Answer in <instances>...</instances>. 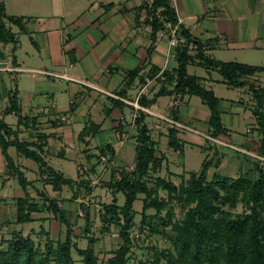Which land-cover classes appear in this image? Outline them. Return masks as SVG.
Masks as SVG:
<instances>
[{
    "label": "crops",
    "instance_id": "0c3cea01",
    "mask_svg": "<svg viewBox=\"0 0 264 264\" xmlns=\"http://www.w3.org/2000/svg\"><path fill=\"white\" fill-rule=\"evenodd\" d=\"M2 1L7 14L23 18V28L7 23L16 40H0V119L16 129L18 139L40 145L46 160L56 155L73 160L76 175L71 178H76L87 162L95 164V155L103 144H110L115 150L104 174L112 167H132L137 134L135 117L139 114L134 103L141 105L142 96L153 98L162 86L161 72L172 70L177 64L169 47L170 27L152 36L144 0ZM170 3L179 26L203 44L206 54L222 61L264 65V0H170ZM191 51L195 53L193 45ZM191 65L202 68L204 73H190ZM188 72L199 76L202 85L219 98L223 131L212 134L211 112L199 96L187 93L156 96L146 106L154 113L145 115L158 151L164 155L159 174L163 167L169 170V159L163 149L182 154L168 143V133L175 129L182 145L188 142L203 151L202 163L209 162V177L258 179L260 171L264 173L261 159L264 125L259 124L255 111L261 112L264 121V102L260 107L257 105L259 93L255 90H264V70L248 77L244 86L235 88L227 86L218 71H209L197 63L190 64ZM11 90H16L22 122L18 113L8 111ZM7 151L26 176L27 171L34 175L27 178L40 186L41 181L35 180L38 165L36 168L20 163L23 155L15 146H9ZM179 160L182 164L183 160L182 163ZM0 179L5 190L0 194L2 221L3 215L10 212L9 205L16 207V199L24 191L17 178L8 172L1 146ZM15 180L19 187L13 183ZM10 189L14 194L9 195ZM60 192L53 197L63 203ZM33 217L43 227L44 221H49L46 217ZM12 225L25 233L22 226ZM2 237L7 236L2 232L0 241Z\"/></svg>",
    "mask_w": 264,
    "mask_h": 264
},
{
    "label": "trees",
    "instance_id": "16d2710c",
    "mask_svg": "<svg viewBox=\"0 0 264 264\" xmlns=\"http://www.w3.org/2000/svg\"><path fill=\"white\" fill-rule=\"evenodd\" d=\"M151 26L152 36L166 28L176 27V34L183 41L174 47L176 66L172 70L164 69L160 74L161 88L153 98L145 96L139 98V103L148 106L155 97L161 94H194L199 96L208 106L211 117L210 124L213 135L223 131L220 118L219 98L211 89L201 83V78L188 72V66L193 63L211 70H216L222 76V81L229 87H241L246 79L264 70V65H250L237 61H222L206 54L203 44L192 37L184 28L179 26L178 18L170 0H144ZM23 18L6 13L5 5L0 0V40L14 42L16 35L7 23L19 24L21 28ZM192 45L195 53H192ZM136 71L131 73L134 76ZM259 93L257 105L264 102V90L257 89ZM10 107L8 111L18 113L19 122L24 119L19 113V101L16 90L9 93ZM258 115L259 124L264 125L261 112ZM137 124L136 143L134 147L133 168L126 170L125 166L112 167L109 176L105 179L106 185L115 193L124 195V203L119 205L114 199L110 203H100L97 212L101 214L104 222L103 229L109 230L111 224L118 227V236L121 243L106 262L102 261L96 251L95 244L98 239L90 231L88 209L93 206L90 198L89 204L80 201L79 208L85 212L84 235L87 238L85 247H81L75 240V233L67 210L60 205V199L49 196L45 187L50 185L54 191H62L67 186L71 191L70 199L76 200L80 195L92 193L89 170H79L76 178L63 174L48 163L40 150V145L32 144L17 138L16 129L0 119V146L7 161L8 172L17 178L24 191L22 197L16 199V213L14 220L8 224H22L34 220L33 213L48 209L59 222L65 225L63 239H54L43 226L41 231L24 233L21 229H11L9 235L0 241V264H76L73 250L81 256L82 264H128L130 252L133 247L132 231L138 226L135 221L137 211L133 207L139 194L142 198L141 220L139 230L165 236L171 242V247H154L155 262L157 264H264V173L260 172L254 181L209 177V162L203 161L199 171H191L189 175H179L180 182L176 183L170 177L161 176L159 171L164 161L160 154L157 140L153 138L151 127L146 121L145 112L139 109L135 117ZM11 136H14L12 139ZM82 136V135H81ZM169 146L180 149L182 143L177 138V131L171 129L168 133ZM15 146L26 158L34 160L38 165L40 181L35 185L17 166L8 154V147ZM115 155L110 144H103L95 156L101 163V157L106 156V163ZM93 164L91 171L95 172ZM106 169L108 165L105 166ZM32 186L41 200L32 197L29 193ZM160 191H164L162 195ZM86 197V196H84ZM174 203L183 209L180 219L174 218ZM242 209L239 211L238 207ZM94 207V206H93ZM95 209V207H94ZM152 209L151 213H147ZM164 213V214H163ZM79 213L74 214L75 217ZM6 224V223H5ZM169 228V229H168ZM169 230V231H168ZM37 233L41 238L36 241L32 234ZM43 241V242H42ZM42 243V244H41ZM138 264H144L142 260Z\"/></svg>",
    "mask_w": 264,
    "mask_h": 264
},
{
    "label": "rangeland",
    "instance_id": "374dc122",
    "mask_svg": "<svg viewBox=\"0 0 264 264\" xmlns=\"http://www.w3.org/2000/svg\"><path fill=\"white\" fill-rule=\"evenodd\" d=\"M40 72V71H38ZM189 72L190 73H194L197 75H202L204 73V70L200 67L197 66H193L191 65L189 67ZM41 73V72H40ZM162 117V116H160ZM163 118V117H162ZM165 118V117H164ZM154 136V134H153ZM131 141V140H130ZM180 149H182V154L177 152V153H169L168 151H166V149H163L165 151V154L167 155L168 159H169V167H167L169 170H166L165 167H163L162 172L160 173L163 176H170V178L172 180H174L176 183L180 182V178L178 175H180V173H183L184 171L186 172V176L187 174H189L191 171H197L200 170L201 168V163L204 157V153L203 151L200 149L199 146H194L189 144L188 142H185L184 145H181ZM97 151V150H96ZM12 154H14V149H12L11 151ZM208 153V151H207ZM206 154V153H205ZM86 156V153H85ZM128 158L131 157V153L127 155ZM182 164H180L178 162V158ZM130 159V158H129ZM48 163L50 165H52L54 168L59 169L60 171H62L64 173V175L68 176V177H75L76 175V164L73 160H69V159H64L62 157H58L53 156L47 159ZM87 160H85L84 157V162L86 163ZM20 163H24L26 165H34L37 168V163L29 158H26L24 156L21 157V159L19 160ZM97 162V160H96ZM95 162V163H96ZM130 161H128V164ZM104 163H98L95 164L96 168H95V172L91 171V164H89L88 162L85 165V168L80 167V169L83 171L85 169L89 170L88 176L91 179V187H93V191L92 193L88 194V195H80L79 198H77L76 200H72L70 199L71 197V192L69 190V188L67 186H65L62 190V194L60 192V196L63 197V203L62 206L67 210L68 216L71 219V222H74L72 224L73 229H74V233H75V240L76 242L81 246V247H85L86 243H87V238L84 235V231L82 230L84 228V224H85V212L80 210L79 208V204L81 200H83L85 197L84 196H89L94 202H100L101 204L106 202V203H110L112 202L114 199L117 201V204L121 205L124 203V195L121 192H117L115 193L113 191L112 188L108 187V185H106L105 183V179L108 178L109 173L104 174L105 172H103L104 169ZM130 165L127 166L126 170H131V166ZM98 168L100 169V172H98ZM129 168V169H128ZM169 173L168 172H172ZM97 172V173H96ZM27 176L29 178L34 177L33 174H30L29 171L26 172ZM31 175V177H30ZM35 180L38 182L40 181V176L37 173V175H35ZM34 180V181H35ZM15 184L16 187L17 186V182L16 180L13 182ZM40 185V184H39ZM14 186V187H15ZM30 187V186H29ZM46 189V188H45ZM31 195L34 196V198L41 200L40 197H38V195L36 194V192H34L33 187L29 188ZM5 190H3V187L1 185V179H0V194H3ZM49 196L53 197L56 195H59L57 191H53V189L51 188V186H47V189L45 191ZM160 193L162 195H165L164 191H160ZM14 194L13 189H10L9 191V195ZM20 194H23L22 191H20ZM144 195L139 194L138 198L134 201L133 203V207L134 209L137 211L136 215H135V221L136 224L138 226L134 227L133 231H132V240H133V247L131 248V252H130V260L128 262V264H138L139 260H142L144 262V264H157L154 260L156 257L155 254V248L154 247H167L170 246L171 247V242L169 239H167L165 236L161 235V234H155V233H150L148 229H145V231H141L139 230V223L141 220V211H142V198ZM72 202L73 205H72ZM14 205V203H13ZM10 206V212L8 214L3 215V219L2 221H0V233L3 232V234L5 236H8L9 231H11V229L15 226L12 225V223L8 224L5 222L7 221H11L14 220V216L15 213H11L14 212L16 210L15 205L12 206L11 204ZM74 206L75 209L71 210L70 207ZM174 207V218L176 219H180L183 216V209L182 207L178 204V203H174L173 205ZM242 209L241 206L238 207V210L240 211ZM70 210V211H69ZM153 210L152 209H148L147 213H151ZM78 212L79 215L75 217L74 220V214ZM89 212V223H90V231L92 232V234L97 237L98 241L95 244V248L97 253L99 254L100 258L102 261L106 262L107 259L113 254L114 250L118 248V246L121 243V239L118 236V227L115 224H111L110 229L106 230L103 229L102 227L105 225L103 220H102V216L100 213L97 212V210L94 209L93 206H91L88 209ZM164 214V213H163ZM37 217H46L45 219H49V221H44V224L46 223V225H44V229H48L51 233V236H53L54 239H63L65 236V225L61 224L59 222V220L57 218H55L53 216V213L50 210H41L40 213H35L33 214ZM4 220V221H3ZM16 225V224H14ZM17 227H23V230H25V233H29L31 232L32 229H35L36 231H41L42 227L41 225H39L38 221H33V222H27V223H22V224H17ZM16 227V228H17ZM31 227H34L31 229ZM169 229V228H168ZM169 231V230H168ZM40 233H37V235L35 233L32 234V236H35L34 238H36V241H41L40 239L45 238V234L42 233V237H39ZM43 240V239H42ZM43 242V241H42ZM42 244V243H41ZM73 257L76 260V264H82V258L81 256L76 252V250H73Z\"/></svg>",
    "mask_w": 264,
    "mask_h": 264
},
{
    "label": "built area",
    "instance_id": "2783aa9c",
    "mask_svg": "<svg viewBox=\"0 0 264 264\" xmlns=\"http://www.w3.org/2000/svg\"><path fill=\"white\" fill-rule=\"evenodd\" d=\"M151 2H152V0H149V3H151ZM167 26H169V24H167ZM180 41H183V39L180 38L179 36H177V34H176V27L171 28V38H170V41H169V47H170L171 49H174V47H176ZM171 51H172L171 55L174 56V51H173V50H171ZM55 75L63 76V75H59V74H55ZM67 78H68V77H67ZM134 105H135L136 107H138L139 109L143 110L144 112H147V113H154V112H151V110H150L148 107H146V106H141V105H139L137 102H135ZM162 117H163V118H162ZM162 117H161V118H162L163 120L169 121L170 123H173V124L176 123V124L179 125V123H177L176 121H174V120H172V119H169V118H166V117L164 118V116H162ZM183 127H184V125H183ZM211 140H213V141H217V139H215V138H213V137H211ZM261 159H262V161H264V158H263V157H262ZM101 162L104 163V164H103V165H104L103 172H105V171H106V167H105V166L107 165V163H106V156H102V157H101ZM131 168H133V166H132ZM84 201H85L86 203L89 204V202H90V197H89V196L85 197V198H84ZM93 206L95 207V210H97V211L100 210V208H101V205H100L99 202H93Z\"/></svg>",
    "mask_w": 264,
    "mask_h": 264
}]
</instances>
